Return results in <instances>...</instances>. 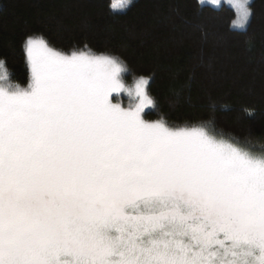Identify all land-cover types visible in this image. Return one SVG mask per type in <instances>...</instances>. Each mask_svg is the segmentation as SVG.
I'll use <instances>...</instances> for the list:
<instances>
[{"label": "snow or ice", "instance_id": "6c2138e0", "mask_svg": "<svg viewBox=\"0 0 264 264\" xmlns=\"http://www.w3.org/2000/svg\"><path fill=\"white\" fill-rule=\"evenodd\" d=\"M25 52L27 87L0 77V264H264V151L145 119L144 76L123 106L117 57L42 36Z\"/></svg>", "mask_w": 264, "mask_h": 264}, {"label": "trees", "instance_id": "16d2710c", "mask_svg": "<svg viewBox=\"0 0 264 264\" xmlns=\"http://www.w3.org/2000/svg\"><path fill=\"white\" fill-rule=\"evenodd\" d=\"M0 0V72L25 87V41L42 36L70 53L119 58L126 84L144 76L154 100L142 113L171 125L204 123L253 151H264V0H251L243 31L234 11L198 0ZM248 113H251L249 115Z\"/></svg>", "mask_w": 264, "mask_h": 264}, {"label": "rangeland", "instance_id": "374dc122", "mask_svg": "<svg viewBox=\"0 0 264 264\" xmlns=\"http://www.w3.org/2000/svg\"><path fill=\"white\" fill-rule=\"evenodd\" d=\"M114 2H115V0H112V3H114ZM198 2L201 5H207V6H210V7H213V8H218L221 5H225V6L229 7V8H231L234 11V9H233V7L231 5V0H218V3L216 5L211 4L210 0H203V3H201L200 0H198ZM116 11H121V10H116ZM234 13H235V11H234ZM235 18H236V15H235ZM246 26L243 29L238 28V27L236 29H238V31H243L246 28ZM232 28H235V27L232 26ZM27 65H28V62H27ZM28 69H29V67H28ZM1 73L2 72H0V77H3ZM121 81H122V83L124 85V91H122L120 94H118L119 102H121L122 105L125 106V107H133L135 105V103L138 102V99L135 96V87H136L137 79H135V81L133 83H129V84H126L125 81L123 82V80H121ZM3 82H4V80L0 79V83H3ZM25 87H27V86H25ZM146 88H147V85L145 86V90H146ZM148 108L149 107H147L145 109V111H147Z\"/></svg>", "mask_w": 264, "mask_h": 264}]
</instances>
